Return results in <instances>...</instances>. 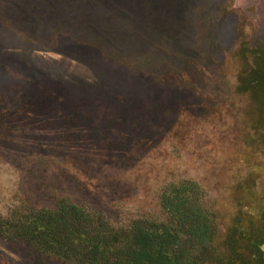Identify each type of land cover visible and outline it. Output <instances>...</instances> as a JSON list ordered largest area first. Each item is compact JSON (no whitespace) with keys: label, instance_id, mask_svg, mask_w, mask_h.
<instances>
[{"label":"rangeland","instance_id":"obj_1","mask_svg":"<svg viewBox=\"0 0 264 264\" xmlns=\"http://www.w3.org/2000/svg\"><path fill=\"white\" fill-rule=\"evenodd\" d=\"M264 0H0V215L67 197L116 226L195 181L224 230L264 199V115L236 96ZM0 264H59L0 238Z\"/></svg>","mask_w":264,"mask_h":264},{"label":"trees","instance_id":"obj_2","mask_svg":"<svg viewBox=\"0 0 264 264\" xmlns=\"http://www.w3.org/2000/svg\"><path fill=\"white\" fill-rule=\"evenodd\" d=\"M236 96L264 115V49L241 41ZM163 219L135 218L116 226L103 213L60 197L51 206L23 205L0 215V238L25 242L59 264H264V199L240 190L237 210L222 230L195 181L164 185Z\"/></svg>","mask_w":264,"mask_h":264}]
</instances>
